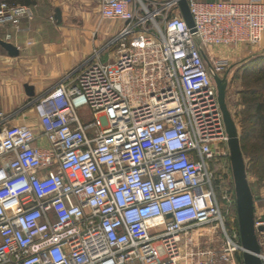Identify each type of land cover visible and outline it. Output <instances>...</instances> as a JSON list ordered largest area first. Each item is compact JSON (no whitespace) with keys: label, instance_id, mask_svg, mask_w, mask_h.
Segmentation results:
<instances>
[{"label":"built area","instance_id":"obj_1","mask_svg":"<svg viewBox=\"0 0 264 264\" xmlns=\"http://www.w3.org/2000/svg\"><path fill=\"white\" fill-rule=\"evenodd\" d=\"M188 3L195 32L178 0H99L100 22L120 27L35 100L40 134L0 108V264H239L233 199L215 183L228 135L211 73L233 59L210 48L259 44L264 0ZM34 17L1 2L0 39Z\"/></svg>","mask_w":264,"mask_h":264},{"label":"crops","instance_id":"obj_2","mask_svg":"<svg viewBox=\"0 0 264 264\" xmlns=\"http://www.w3.org/2000/svg\"><path fill=\"white\" fill-rule=\"evenodd\" d=\"M34 11V19H22L19 24L7 28L14 35L10 42L20 49V54L11 56L0 45V108L7 114L8 124L37 125L35 100L52 91L68 74L76 76L94 49L100 48L120 27V24L112 22H99L91 36L88 31L83 33L82 29L67 27L63 19L60 23L57 21L55 27L40 21L37 23L40 13L35 7ZM4 33L5 29L0 28V37H4ZM98 34H101L100 46L95 42ZM210 50L230 56L236 63L254 55H264V36L254 46ZM26 84L33 87L34 95L27 94ZM36 127L40 134L38 125ZM35 144L47 147L49 142L39 135Z\"/></svg>","mask_w":264,"mask_h":264},{"label":"rangeland","instance_id":"obj_3","mask_svg":"<svg viewBox=\"0 0 264 264\" xmlns=\"http://www.w3.org/2000/svg\"><path fill=\"white\" fill-rule=\"evenodd\" d=\"M4 0H0V3ZM35 9L39 11L38 21L42 23H48L50 27H55L57 19L55 18L57 8H60L62 11V17L64 24L67 27H74L77 29H82L83 33L88 31L92 36V31H95L97 24L100 22V4L99 0H34ZM105 24L110 23V21H105ZM91 24V26H90ZM41 27V26H40ZM96 39V45L100 46L102 43L101 34H98ZM113 51V50H112ZM111 51V52H112ZM115 54V53H114ZM257 55L251 56L245 60H238L236 63H233L228 72V89H227V102L229 108L233 114L234 120L237 124L239 131V137L241 139L242 127L241 121L244 118V105L242 103V94L241 92L246 87L247 80H251L250 70L246 68V65L250 60L255 58ZM109 57L106 54L104 60H108ZM262 68V67H261ZM259 72V70H256ZM224 73L221 76H224ZM254 74L253 71H251ZM39 124V119L38 123ZM33 125V126H37ZM256 134L250 135L249 138L245 140L248 148L244 150V158L247 168V176L251 186V190L254 196L256 213L255 219L264 218V131L262 132L261 137H256ZM254 144H258L257 153L258 157L253 159L252 149ZM216 152L218 154L217 165L219 170L217 172V178L215 183H218L220 180L224 182L223 189L228 191V194L232 196L233 204L231 205L230 213L234 216L236 223L238 221L237 213V196L235 189L234 176L232 171V165L230 161V150L227 142H218L215 145ZM256 153V154H257ZM221 175V176H220ZM220 176V177H219ZM222 191V190H221ZM221 195V192H218ZM237 214V215H236ZM237 218V219H236ZM239 226V223H238ZM259 243H261V251L264 252V233H257ZM216 239V237H215ZM218 239V237H217ZM207 246V243L204 245ZM212 246H219V243L213 242ZM239 264L241 262L239 261Z\"/></svg>","mask_w":264,"mask_h":264},{"label":"water","instance_id":"obj_4","mask_svg":"<svg viewBox=\"0 0 264 264\" xmlns=\"http://www.w3.org/2000/svg\"><path fill=\"white\" fill-rule=\"evenodd\" d=\"M181 13L186 20L192 32L196 31L193 16L190 11L188 0H178ZM55 18L60 23L62 21V11L57 8ZM0 45L11 56H18L20 49L12 42L0 39ZM205 58L208 60L207 56ZM211 68V67H210ZM229 71V70H228ZM227 71V72H228ZM211 73L217 85L218 99L223 112L226 131L228 135V147L230 150V161L235 182L236 196H237V213L240 230L241 242L244 247L243 264H264L261 253V246L258 239L257 230L262 231L263 226L256 228L255 226V201L251 190V186L247 176L246 162L242 151L239 131L234 120L233 114L227 102L228 89V74L220 76L216 74L212 68ZM27 94L34 95L33 87L25 85Z\"/></svg>","mask_w":264,"mask_h":264},{"label":"trees","instance_id":"obj_5","mask_svg":"<svg viewBox=\"0 0 264 264\" xmlns=\"http://www.w3.org/2000/svg\"><path fill=\"white\" fill-rule=\"evenodd\" d=\"M10 4H27L34 6V0H4ZM262 67V68H261ZM250 70V74L253 75L251 80H247V85L241 92L242 103L244 105V118L241 121L242 134H241V147L242 151L248 148L245 140L252 134H256V137H261L260 134L264 131V55H257L255 58L247 63L245 69ZM259 70V72H256ZM254 72V74L251 73ZM262 138V137H261ZM258 144H254L252 149L253 159L259 155L257 153ZM257 153V154H256ZM238 226V221L236 223ZM240 232V231H239ZM239 260L243 264V254L239 255Z\"/></svg>","mask_w":264,"mask_h":264}]
</instances>
